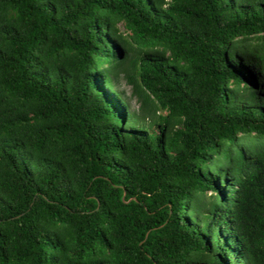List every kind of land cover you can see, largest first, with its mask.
I'll list each match as a JSON object with an SVG mask.
<instances>
[{"label":"trees","instance_id":"16d2710c","mask_svg":"<svg viewBox=\"0 0 264 264\" xmlns=\"http://www.w3.org/2000/svg\"><path fill=\"white\" fill-rule=\"evenodd\" d=\"M0 264H264V0H0Z\"/></svg>","mask_w":264,"mask_h":264},{"label":"rangeland","instance_id":"374dc122","mask_svg":"<svg viewBox=\"0 0 264 264\" xmlns=\"http://www.w3.org/2000/svg\"><path fill=\"white\" fill-rule=\"evenodd\" d=\"M118 31L121 33L122 32V27L121 25H118ZM113 89L116 90L117 92L120 93L121 96V91L123 92V98L127 99L129 97V86H127L124 82V80L121 79V73L118 75V77L115 78V80L113 79ZM128 100V99H127ZM128 104L130 105V109L135 110L137 105L134 102V99H129ZM250 139H247L244 141V143L249 144L250 143ZM253 141V139H252Z\"/></svg>","mask_w":264,"mask_h":264}]
</instances>
